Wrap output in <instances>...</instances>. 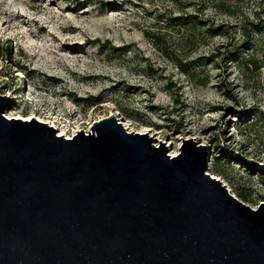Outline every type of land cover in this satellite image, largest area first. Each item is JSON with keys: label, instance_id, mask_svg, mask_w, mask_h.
<instances>
[{"label": "rangeland", "instance_id": "1", "mask_svg": "<svg viewBox=\"0 0 264 264\" xmlns=\"http://www.w3.org/2000/svg\"><path fill=\"white\" fill-rule=\"evenodd\" d=\"M0 12L5 117L70 137L112 114L170 155L191 138L233 195L264 201V174L234 155L264 164V0H0Z\"/></svg>", "mask_w": 264, "mask_h": 264}, {"label": "water", "instance_id": "2", "mask_svg": "<svg viewBox=\"0 0 264 264\" xmlns=\"http://www.w3.org/2000/svg\"><path fill=\"white\" fill-rule=\"evenodd\" d=\"M8 99L0 94V264H264V201L253 208L212 177L204 145L182 139L170 155L112 114L65 137L5 117Z\"/></svg>", "mask_w": 264, "mask_h": 264}, {"label": "trees", "instance_id": "3", "mask_svg": "<svg viewBox=\"0 0 264 264\" xmlns=\"http://www.w3.org/2000/svg\"><path fill=\"white\" fill-rule=\"evenodd\" d=\"M236 1H239V0H236ZM218 5L220 7H222V6L223 7H226V5L223 4V1H219ZM226 8L228 9V10H225L226 13H229V14H232L233 13L231 10H229L228 7H226ZM226 8H224V9H226ZM196 23L197 22L195 20H192V22H190V24L188 25V28H187V38L194 35L195 29H196V27H195L196 26ZM147 36H151L153 38H158V35L155 34V31L154 32H151V33L150 32L147 33ZM246 36H248V32L246 33ZM253 61L254 60H252V58L244 60V62H246V63H249V62L250 63H253Z\"/></svg>", "mask_w": 264, "mask_h": 264}, {"label": "bare ground", "instance_id": "4", "mask_svg": "<svg viewBox=\"0 0 264 264\" xmlns=\"http://www.w3.org/2000/svg\"><path fill=\"white\" fill-rule=\"evenodd\" d=\"M5 14V12H0V15H4ZM75 19V18H74ZM73 19V20H74ZM72 21V20H71ZM75 22V21H74ZM73 22V23H74ZM66 27V26H65ZM55 52H56V54L60 57V58H68V55L64 52V47L62 46V47H58V48H56L55 49ZM22 66L25 68V69H32V71H34L35 72V69L34 68H32V66L30 65V64H22ZM48 76L50 77V78H57V77H55V76H53V74H48ZM14 91H16V89L14 90ZM72 113H73V111H72ZM39 120V119H38ZM45 122H47V120L45 121ZM51 126H53V127H55V125H53V123L52 124H50ZM125 128V127H124ZM59 135H66V133H65V131L62 129L61 131H60V133H59ZM67 136V135H66ZM67 137H69V136H67ZM209 174H211V173H209ZM211 176L212 177H214L215 179H217V180H219L218 179V177L216 178L214 175H212L211 174Z\"/></svg>", "mask_w": 264, "mask_h": 264}]
</instances>
